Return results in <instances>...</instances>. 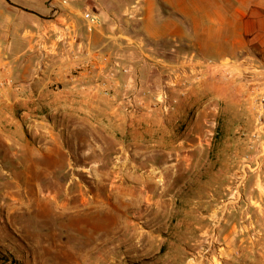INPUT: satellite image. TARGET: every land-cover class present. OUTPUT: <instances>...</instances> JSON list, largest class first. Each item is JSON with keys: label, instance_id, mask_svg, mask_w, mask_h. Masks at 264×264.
<instances>
[{"label": "crops", "instance_id": "obj_1", "mask_svg": "<svg viewBox=\"0 0 264 264\" xmlns=\"http://www.w3.org/2000/svg\"><path fill=\"white\" fill-rule=\"evenodd\" d=\"M111 17L0 0V227L18 219V256L46 264H264V145L238 75L205 66L163 113L149 87L175 47Z\"/></svg>", "mask_w": 264, "mask_h": 264}, {"label": "rangeland", "instance_id": "obj_2", "mask_svg": "<svg viewBox=\"0 0 264 264\" xmlns=\"http://www.w3.org/2000/svg\"><path fill=\"white\" fill-rule=\"evenodd\" d=\"M101 2L103 8L112 15L113 25L128 29L134 34H143L147 31L158 35L163 33L160 45H164L165 48L175 47L174 52L169 48L163 51L171 56L178 55L180 59L163 66L165 70L160 82L149 87L152 91L157 92L167 80L168 66L184 58L215 62L244 59L264 66V0H101ZM83 11L98 14L93 3L81 9L80 14ZM119 72L126 73V67L116 65V73ZM125 89L123 86V92ZM102 92L108 93V89L105 87ZM66 177L67 181L89 185L90 188L94 181L93 173H66ZM104 217L106 221L109 219L108 214ZM85 218L92 220L93 215L89 213ZM25 219L27 226L22 229L27 237L36 239L38 236L36 226H29L30 219L26 217ZM17 223H20L18 219L12 221V224ZM12 224L0 227V264L48 263L47 259L39 257L37 251L33 252L36 256L34 254L32 259L18 256L29 246L23 242L22 235L14 231L18 229Z\"/></svg>", "mask_w": 264, "mask_h": 264}, {"label": "built area", "instance_id": "obj_3", "mask_svg": "<svg viewBox=\"0 0 264 264\" xmlns=\"http://www.w3.org/2000/svg\"><path fill=\"white\" fill-rule=\"evenodd\" d=\"M80 17L89 27L101 24L100 17L91 11H83ZM205 66L221 70L226 75L234 73L238 75V79L244 87L245 97H247L253 113L254 130L251 134L250 147H253L255 143L264 145V66L251 61L241 59L238 61L223 60L215 62L184 58L176 64L168 66L167 80L164 81L155 97L161 111L169 113L174 108L176 98L171 93L174 90H182L189 86L191 82L200 80L202 69ZM6 84V82L0 80V89ZM240 180L241 175L239 174L236 177V183Z\"/></svg>", "mask_w": 264, "mask_h": 264}]
</instances>
